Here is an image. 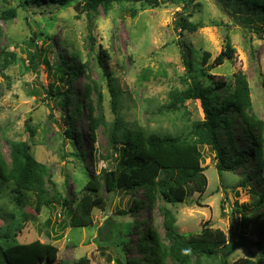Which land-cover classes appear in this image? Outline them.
<instances>
[{"label": "rangeland", "instance_id": "374dc122", "mask_svg": "<svg viewBox=\"0 0 264 264\" xmlns=\"http://www.w3.org/2000/svg\"><path fill=\"white\" fill-rule=\"evenodd\" d=\"M84 1L65 0L61 6L40 8L24 5L23 0H0V151L8 163L10 142H26L34 158L45 166L44 189L46 200L51 201L37 212L30 192H23L29 198L21 205L12 186L0 181V245L36 239L51 242L57 254L48 264H75L80 258L87 264H134L143 259L139 240L148 227L164 239L161 205L174 214L179 232H198L207 223L227 234L234 223L255 238L252 230L263 223L264 210L251 206V187L261 183L254 176L245 178L242 168L219 174L215 154L207 145L201 148L206 189L182 203L166 204L157 198L155 206L148 207L143 189L109 193L100 175L116 164L110 139L113 122L120 123L119 132L126 128L186 134L192 122L203 118L198 100H186L173 112L162 108L172 90H184L191 84L182 45L201 83L225 80L232 84L233 75L243 72L250 87L251 113L264 121V20L255 17L244 22L245 14L234 12L227 0H194L186 6L181 0H159L157 5L126 0L106 12L102 6L86 12L81 8ZM9 8L15 9V15L4 19ZM181 16L200 26L194 31L181 29L177 25ZM226 36L234 49L232 58L214 65V58L225 48ZM39 51L38 61L29 65V53ZM205 52L209 54L206 61ZM64 59L84 64L85 69L74 81L66 76L61 84L56 67ZM110 79L118 90L116 111L111 106ZM51 82L55 92L70 84L74 100L82 97L87 82L98 85L103 99L97 108L106 124L98 128L94 142L86 130V106L73 119L74 139L67 137L64 114H72L73 107L62 109L54 97L47 96ZM90 99L98 106L96 94ZM236 125L241 131L240 124ZM240 144L249 148L246 142ZM90 178L102 183L99 195L104 208L93 211L89 226L71 227L66 211L61 213V199L75 198ZM133 199L139 208L129 212ZM108 216L116 224L112 234L103 227ZM47 219L51 220V238L45 235ZM259 233L264 235V229ZM239 258L256 260L258 252L254 247H239L227 262ZM203 264L218 261L203 259Z\"/></svg>", "mask_w": 264, "mask_h": 264}, {"label": "trees", "instance_id": "16d2710c", "mask_svg": "<svg viewBox=\"0 0 264 264\" xmlns=\"http://www.w3.org/2000/svg\"><path fill=\"white\" fill-rule=\"evenodd\" d=\"M122 1L126 0H85L81 8L86 12H94L98 6H102L106 12L114 3ZM141 1L146 5L159 3V0ZM181 1L184 2L183 6H186L194 0ZM227 1L234 12L245 14L244 22H249L255 17L258 21L264 20V0ZM64 2L65 0H23L24 5L40 8L57 7ZM14 15L15 9L9 8L3 13V18L9 19ZM177 25L189 31H194L200 26L189 22L188 16H181ZM233 51L227 39L224 50L214 58L213 64L221 65L231 59ZM39 56H41L40 51L30 52L29 65H35ZM45 56L44 54L42 57L47 63ZM208 57L209 54L205 52L203 60L206 61ZM182 58L191 84L184 90H172L169 94L170 100L162 108L166 112H173L186 100H198L203 118L192 122L186 134L146 132L141 129L126 128L123 132H119L120 123L113 122L110 139L116 155V164L111 169H104L100 175L105 190L113 193L118 190L133 192L136 189H143L144 202L148 207L155 206L157 198L162 199L166 204L185 202L195 193L202 194L206 189L207 177L201 164V148L207 145L215 154V166L219 174L224 171L234 173L242 168L245 178L251 180L254 176L261 183L260 188L257 185L251 187L254 200L251 206L255 210L259 208L264 210V121L251 113L252 101L247 76L238 71L233 75L232 84H228L225 80H210L208 84H204L196 79L183 45ZM100 66H103L101 60ZM84 69V64L77 65L76 62L64 59L56 67V71L60 73L58 82L62 84L66 76L71 79L70 81H74ZM109 89L112 96L111 106L116 111L119 96L111 79ZM55 90L56 86L54 87V82H51L45 92L47 96L54 97L62 109L67 105L73 107L72 114L69 112L64 114L63 121L66 124L64 132L67 137L74 139L73 119L76 118L75 114L80 115L86 106V130L90 140L94 142L98 128L106 124L104 117L98 112L103 99L98 85L87 82L83 87L82 97L78 96L75 100L74 90L70 84L63 91H60L59 87L58 91ZM92 94H96L98 106L93 105L90 99ZM95 111H97L96 115H94ZM236 123L240 124L241 131ZM240 142L248 143L249 148L242 146ZM81 153L83 154L84 151ZM9 157L10 161L7 163L0 151V181L12 186L17 203L23 205L24 199L28 200L29 196L25 197L23 194L26 191L33 195L37 212L43 205L50 206L48 202L51 201L46 200L44 189L45 166L34 158L28 144L10 142ZM102 183L96 178H90L75 198L68 200L64 196L61 199L63 206L61 213L66 211L67 221L71 227L89 226L93 221V211L104 208L103 199L99 195ZM138 203L133 199L129 212H135L139 208ZM159 213L163 218L164 239L148 227L147 233L139 240L143 259L133 261L134 264H166L167 260L172 264H203V259L217 260L218 264H228V257L239 247H254L258 252V258L256 260L239 258L232 264H264V235L259 233L264 229V221L261 225L254 226L252 233L255 238H251L246 234V229L239 228L234 223L229 227L227 234L219 228H212L207 223H204L198 232L182 233L176 229V217L170 209L161 205ZM113 219V216H108L103 226L107 227L108 233L111 234L113 233L111 227L116 225L112 223ZM243 219H246L245 214ZM45 225L47 229L45 235L51 238L49 232L51 220L47 219ZM56 254L57 247L53 243L41 242L37 239L27 243L0 245V264H48L55 260ZM87 262L86 259L80 258L75 264H87Z\"/></svg>", "mask_w": 264, "mask_h": 264}]
</instances>
